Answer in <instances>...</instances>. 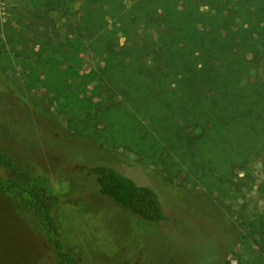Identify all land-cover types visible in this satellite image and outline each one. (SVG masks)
I'll list each match as a JSON object with an SVG mask.
<instances>
[{"label": "trees", "instance_id": "obj_1", "mask_svg": "<svg viewBox=\"0 0 264 264\" xmlns=\"http://www.w3.org/2000/svg\"><path fill=\"white\" fill-rule=\"evenodd\" d=\"M69 1L45 0L3 28L4 46L30 57L38 53L30 43L52 46L61 38L50 12L64 8L66 52L72 58L82 47L98 59L93 109L67 120L70 133L125 149L165 182L201 187L222 203L251 191L250 164L264 156V0H82L73 10ZM60 54L51 49L50 56ZM80 172L133 214L167 219L153 188L105 165ZM5 188L51 231L50 264H89L65 245L62 199L0 151V192ZM257 191L264 199V181ZM243 224L257 253L237 264H264V209Z\"/></svg>", "mask_w": 264, "mask_h": 264}, {"label": "rangeland", "instance_id": "obj_2", "mask_svg": "<svg viewBox=\"0 0 264 264\" xmlns=\"http://www.w3.org/2000/svg\"><path fill=\"white\" fill-rule=\"evenodd\" d=\"M81 1L67 5L73 10ZM44 2L0 0V151L62 199L58 214L67 248L89 264H237L253 258L256 240L246 236L243 223L264 209L257 191L264 181V156L250 164L254 188L222 203L201 187L165 182L156 167L141 165L125 149L72 135L67 120L93 109L98 59L82 47L72 58L66 52L64 8L50 12L61 34L54 45L30 43L38 51L29 49L30 57L4 46L3 23L10 19L17 26L21 13L41 10ZM51 49L60 56H50ZM48 55L52 61L45 63ZM92 165L112 167L153 188L167 219L151 222L100 194L80 172ZM16 194L0 192V264H50L51 231Z\"/></svg>", "mask_w": 264, "mask_h": 264}]
</instances>
